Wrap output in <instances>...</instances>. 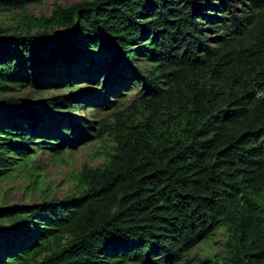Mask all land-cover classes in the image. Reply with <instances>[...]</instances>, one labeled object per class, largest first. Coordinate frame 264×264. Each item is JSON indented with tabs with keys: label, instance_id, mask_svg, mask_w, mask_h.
Returning <instances> with one entry per match:
<instances>
[{
	"label": "trees",
	"instance_id": "1",
	"mask_svg": "<svg viewBox=\"0 0 264 264\" xmlns=\"http://www.w3.org/2000/svg\"><path fill=\"white\" fill-rule=\"evenodd\" d=\"M36 1L0 0L17 11L0 23V178L91 141L79 107L111 110L95 135L115 144L74 191L0 205V264H264V0ZM220 226L221 259L190 256Z\"/></svg>",
	"mask_w": 264,
	"mask_h": 264
},
{
	"label": "rangeland",
	"instance_id": "2",
	"mask_svg": "<svg viewBox=\"0 0 264 264\" xmlns=\"http://www.w3.org/2000/svg\"><path fill=\"white\" fill-rule=\"evenodd\" d=\"M80 0H57L62 5H68ZM54 0H40L30 3L27 12L31 15H49L53 8ZM16 10L9 14L0 12V23L6 26L13 24L16 18ZM147 64V63H145ZM140 65V63H138ZM143 66V65H142ZM138 89L133 87L126 91L117 101V105L130 101ZM14 94L25 97L49 95L50 93H66L64 88L53 90H33L30 88H18ZM121 103V104H120ZM111 110L100 111L91 107H79L77 116L95 121L93 127L87 132L91 134V141L78 144L74 148L63 150L59 157H54L47 149L35 150L32 159L21 161V165L8 176L0 178V205L25 203L41 200L45 197H61L75 190L76 173L83 164L100 165L104 161V154L112 151L114 141L106 130L107 123L111 121L108 113ZM103 124L104 129L100 137L96 138L95 128ZM227 240L226 226H220L210 238L199 242L190 252V256L197 255L201 258L221 259L223 246ZM132 264V263H128Z\"/></svg>",
	"mask_w": 264,
	"mask_h": 264
}]
</instances>
